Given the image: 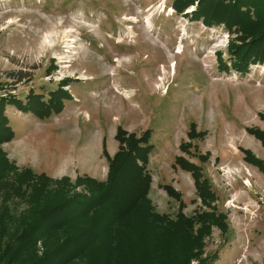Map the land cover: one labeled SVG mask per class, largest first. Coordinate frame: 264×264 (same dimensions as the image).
Here are the masks:
<instances>
[{
  "label": "rangeland",
  "instance_id": "rangeland-1",
  "mask_svg": "<svg viewBox=\"0 0 264 264\" xmlns=\"http://www.w3.org/2000/svg\"><path fill=\"white\" fill-rule=\"evenodd\" d=\"M171 1L0 0V95L23 99L31 91L46 98L67 80L63 90L70 96L45 120H15L17 110L6 106L15 138L2 150L16 166L50 178L103 180L101 140L111 156L116 126L136 136L149 129L145 168L156 211L174 217L183 202L189 215L200 204L190 173L173 166L181 155L200 166L216 212L228 223L226 232L211 227L201 256L215 253L212 264H264V172L244 158L247 151L264 160L250 131L264 130L258 118L264 114V64L244 75L219 70L217 53L227 64L235 34L192 21L189 8L176 13ZM191 124L202 134L187 139ZM185 141L188 152L179 147ZM205 153L206 160L197 158ZM26 207L19 201L12 213ZM16 219L13 228L21 225Z\"/></svg>",
  "mask_w": 264,
  "mask_h": 264
},
{
  "label": "trees",
  "instance_id": "trees-1",
  "mask_svg": "<svg viewBox=\"0 0 264 264\" xmlns=\"http://www.w3.org/2000/svg\"><path fill=\"white\" fill-rule=\"evenodd\" d=\"M176 13L190 10L192 21L206 28L221 26L235 34L226 48L227 64L217 53V67L244 75L251 65L264 64V0H172ZM62 80L46 98L31 91L19 99L0 95V264H212L216 255L202 254L211 227L226 232V214L216 212L215 195L200 166L176 155L173 166L187 171L200 204L189 215L180 202L174 217L158 213L148 197L150 174L145 166L152 149L149 129L139 136L116 126V151L109 156L101 140L107 171L103 180L88 175L50 178L10 161L1 144L13 137L4 115L6 106L39 120L57 115L70 96ZM264 123V114H258ZM191 124L187 139L200 136ZM264 148V130H250ZM190 143L179 144L188 152ZM208 153L200 154L201 161ZM244 158L264 172V160L245 151ZM79 187V190L76 188ZM166 194L178 191L162 185ZM27 204L14 215L18 202ZM11 203L12 206H8ZM20 220L13 228L10 222ZM18 222V221H17ZM40 244L41 252H37Z\"/></svg>",
  "mask_w": 264,
  "mask_h": 264
},
{
  "label": "crops",
  "instance_id": "crops-1",
  "mask_svg": "<svg viewBox=\"0 0 264 264\" xmlns=\"http://www.w3.org/2000/svg\"><path fill=\"white\" fill-rule=\"evenodd\" d=\"M23 116H24V117H29V116H31V115H30V114H26V115H24L23 113H19V114H18L17 111H16V114H11V117H12L13 119H15V120H20V121H21V119L23 120V118H22ZM31 117H32V116H31ZM9 118H10V117L7 116V120H9ZM7 124H8V123H7ZM33 125L35 126V124L32 123L31 126H33ZM8 126H9V125H8ZM13 137L15 138L14 133H13ZM14 138H13V139H14ZM10 142H11V141H10ZM6 154H8V155H7L8 157H10V153H7V152H6ZM14 159H15V158H14ZM15 160L17 161V158H16ZM18 162L23 163V161H21V160H19V159H18ZM25 164H26V163H25ZM56 171H57V170H56Z\"/></svg>",
  "mask_w": 264,
  "mask_h": 264
}]
</instances>
